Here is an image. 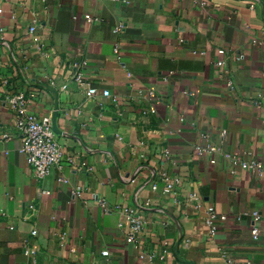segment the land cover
I'll return each instance as SVG.
<instances>
[{
  "label": "crops",
  "instance_id": "0c3cea01",
  "mask_svg": "<svg viewBox=\"0 0 264 264\" xmlns=\"http://www.w3.org/2000/svg\"><path fill=\"white\" fill-rule=\"evenodd\" d=\"M205 1L0 0V264H264V177L242 164L264 167V0ZM21 93L65 155L44 179ZM209 205L228 217L215 236Z\"/></svg>",
  "mask_w": 264,
  "mask_h": 264
},
{
  "label": "built area",
  "instance_id": "2783aa9c",
  "mask_svg": "<svg viewBox=\"0 0 264 264\" xmlns=\"http://www.w3.org/2000/svg\"><path fill=\"white\" fill-rule=\"evenodd\" d=\"M194 2H198L201 5H206L207 2L205 0H193ZM121 27L116 30H120ZM116 54L119 53V49L115 48ZM220 55L225 53L224 49L219 50ZM224 59L221 56V59L217 62L219 67L224 66ZM74 80L78 85L83 87L86 90L88 98L96 99L98 97H104L112 100H117L116 97L112 94L109 89H100L98 86L87 82L84 78V75L80 71H76L74 76ZM64 89L67 88V84L63 86ZM153 93H149V98ZM10 104L16 110L15 113L17 115V125L22 133V143L20 147V152L25 156V159L28 163V166L31 168L33 172V176L36 179H44L52 173V170L55 167H60L65 160V155L62 149V145L60 143L58 134L53 128L51 117L50 116H38L34 113L28 111L27 108V100L24 94H17L9 99ZM150 112H155V109H148ZM206 139H208L207 135H204ZM204 150L216 151V146L208 142L205 146H197L196 151L200 154L203 153ZM166 154H169L170 151L165 149ZM215 163V161H213ZM244 167L249 168L254 171L258 178L262 179L264 177V167L257 162H246L242 161ZM167 180V179H166ZM179 181L176 179V183L173 181H168L166 190L170 191L174 189L175 185L178 184ZM154 188H157L154 185ZM47 193V192H46ZM82 193V188L77 187L72 191L74 197L79 196ZM106 208V207H105ZM254 221L256 222L260 216V211H254ZM240 218V217H239ZM228 219L227 215L220 214L214 205H209L207 207L206 212V224L208 226V232L211 236H215L218 233L219 227L221 223L226 222ZM128 220L131 223V231L128 235L129 242H136L138 235L142 232L145 226V222L140 215H129ZM254 222L252 227V235L254 240L258 241L260 238V229ZM33 235L37 234V230L34 229L32 231ZM64 238V237H63ZM30 249H28L27 253H30ZM228 264H233L228 260ZM247 264H255L249 261Z\"/></svg>",
  "mask_w": 264,
  "mask_h": 264
}]
</instances>
